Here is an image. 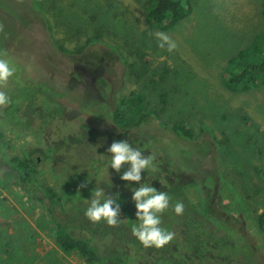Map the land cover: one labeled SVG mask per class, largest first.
Returning <instances> with one entry per match:
<instances>
[{
    "label": "rangeland",
    "instance_id": "1",
    "mask_svg": "<svg viewBox=\"0 0 264 264\" xmlns=\"http://www.w3.org/2000/svg\"><path fill=\"white\" fill-rule=\"evenodd\" d=\"M261 1L186 0L187 14L159 28L146 0H0L1 51L17 69L0 89L11 98L0 108V176L16 172L0 187V264H85L59 248L46 201L68 224L69 206L88 208L95 188L118 194L119 225L101 220L73 235L103 254L115 248L120 264H159L161 253L189 264H264V80L246 92L223 82L227 61L264 32ZM158 32L175 51L158 48ZM137 93L151 118L113 124L108 111ZM120 140L154 157L140 183L171 197L160 226L175 236L163 247L131 234L139 184L120 179L130 165L117 173L107 151ZM22 180L48 200L31 197Z\"/></svg>",
    "mask_w": 264,
    "mask_h": 264
},
{
    "label": "trees",
    "instance_id": "2",
    "mask_svg": "<svg viewBox=\"0 0 264 264\" xmlns=\"http://www.w3.org/2000/svg\"><path fill=\"white\" fill-rule=\"evenodd\" d=\"M261 4L262 14L264 15V0L261 1ZM143 8L146 18L152 24L159 28H169L187 14L189 6L186 0H146ZM251 40L246 47L239 49L227 61L223 74V82L231 91L246 92L264 80V32L255 35ZM0 52H2L1 46ZM67 55L73 56L72 54ZM252 57H256L258 60H251ZM23 84V88H25L26 83L24 82ZM143 101V93H137L128 99H122L120 103L122 106L125 105L123 109L121 111L120 109L108 111V116L111 117V121L115 125L119 120L123 119L124 126L127 125V121L130 118L134 117V121L129 125L139 126L151 118V112L145 110L141 105ZM172 131L177 136L186 139L189 136V130L181 122H174L172 124ZM32 161L33 159L29 160L30 163ZM11 171L7 175L0 176V187H3L16 176V172ZM20 184L30 193L31 197L48 200L47 195L40 192L33 183L22 180ZM48 194L51 196L50 193ZM46 205L48 212L52 215L51 220L57 244L64 253L76 252L85 264H120L115 248H110L108 255L103 254L91 244L87 237L73 235L78 231L77 227L80 228L82 233H93L95 226L83 217L87 209L86 206L76 203L69 206L68 214L70 218L69 223L66 224L61 218H54V207L49 201H46ZM258 224L261 229H264V212L260 215ZM101 231H103V228L97 229L96 233H100ZM159 258L161 260L159 264H189L179 261V259H175L171 255H165V253H161Z\"/></svg>",
    "mask_w": 264,
    "mask_h": 264
},
{
    "label": "clouds",
    "instance_id": "3",
    "mask_svg": "<svg viewBox=\"0 0 264 264\" xmlns=\"http://www.w3.org/2000/svg\"><path fill=\"white\" fill-rule=\"evenodd\" d=\"M4 32V25L0 23V33ZM159 41L158 48L173 52L178 47L177 43L166 33H156ZM17 69L14 63L8 58L6 51L0 52V89L5 87ZM11 103L9 95L0 90V108L7 107ZM107 151L111 153L110 167L117 173L122 166L130 165L120 179L128 182H136L139 187L132 189L131 199L135 203L136 220L138 223L131 227V234L135 236L145 247H163L174 239L175 233L162 228L161 214L170 206L171 197L166 191H158L150 184L140 183L142 173L153 168L154 157L144 155L139 148L133 147L126 140L113 141ZM85 185H81L84 187ZM117 196H107L102 188H95L92 198L89 200V207L84 215L93 223L101 220L106 221L109 226H117L120 221L121 206L117 202ZM185 205L177 201L173 210L177 215H182Z\"/></svg>",
    "mask_w": 264,
    "mask_h": 264
}]
</instances>
